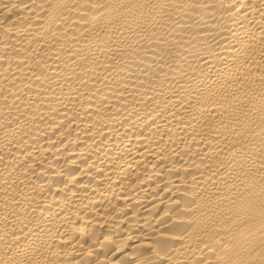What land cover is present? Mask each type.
<instances>
[{"label":"bare ground","instance_id":"bare-ground-1","mask_svg":"<svg viewBox=\"0 0 264 264\" xmlns=\"http://www.w3.org/2000/svg\"><path fill=\"white\" fill-rule=\"evenodd\" d=\"M0 264H264V0H0Z\"/></svg>","mask_w":264,"mask_h":264}]
</instances>
